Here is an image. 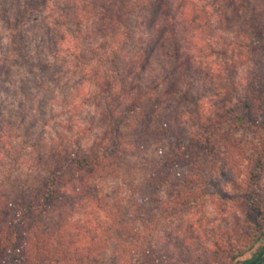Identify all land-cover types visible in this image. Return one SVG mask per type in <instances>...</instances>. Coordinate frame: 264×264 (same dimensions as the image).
<instances>
[{
	"label": "trees",
	"instance_id": "16d2710c",
	"mask_svg": "<svg viewBox=\"0 0 264 264\" xmlns=\"http://www.w3.org/2000/svg\"><path fill=\"white\" fill-rule=\"evenodd\" d=\"M53 1L75 5L72 25L87 45L76 47L73 63L75 70L90 68L75 86L83 91V81L91 83L76 109L94 105L105 144L88 148L60 137L36 157L38 176L0 186V264H211L213 257L194 254L177 234L159 235L156 216L165 210L154 194L176 166H200L216 156L217 137L209 129L230 116L262 136L244 183L230 179L243 191L247 240L229 252L231 264L240 260L264 236V106L259 115L253 111L254 101L264 98V0H0V16L15 35ZM190 79L199 88L181 90ZM68 106L73 112L76 104ZM192 118L200 132L188 131ZM133 120L137 127L126 134ZM5 137L0 133V142ZM145 139L167 140L172 149L153 161L128 205L115 204L102 224L89 212L99 200L96 188L123 163L129 146ZM168 194L177 205L169 215L189 206L181 193ZM242 264H264V249Z\"/></svg>",
	"mask_w": 264,
	"mask_h": 264
},
{
	"label": "rangeland",
	"instance_id": "374dc122",
	"mask_svg": "<svg viewBox=\"0 0 264 264\" xmlns=\"http://www.w3.org/2000/svg\"><path fill=\"white\" fill-rule=\"evenodd\" d=\"M74 6L66 1H53L46 10L29 18L24 29L15 35L10 33L0 16V133L6 135L0 142V186L12 183L18 176L23 181L38 176L42 166L36 157H42L43 148L53 145L54 140H63L60 137H72L88 148L97 149L105 144L94 105L76 109L81 101L86 100L91 83L84 80L83 91L75 86L90 68L75 70L73 63L76 47L82 43L87 45L72 25ZM212 32L214 36L221 33L215 27ZM215 47L220 52L224 50L221 43L215 42ZM246 65L243 61L239 66L240 78L245 77ZM41 66H46L47 70ZM146 76L143 77L147 79ZM147 85L146 81L142 84L143 87ZM198 85L196 79H190L181 85V90L196 91ZM71 102L76 104L73 112H69L73 108L68 106ZM175 105H181V109L185 106L182 103ZM253 105V111L261 114L258 109L264 106V98H257ZM73 113L75 116L71 121L69 118ZM133 121L132 126L125 128L126 134H133L131 129H136L137 122ZM188 126L189 132L202 130L194 118L188 120ZM209 130L217 137L216 156L201 162L200 166L191 163L176 166L170 180L158 187L154 197L162 203L165 211L158 210L156 229L160 236L167 232L177 234L180 240L176 241L184 240L194 254L213 257L211 264H231L229 252L232 246L240 247L246 239V220L240 207L243 191L230 179L244 183L262 136L254 126L234 121L231 116ZM171 149V142L157 139H145L139 141L138 146L136 143L129 146L123 163L118 164L104 180L99 179L102 184L96 188L95 195L99 200L89 204V212L96 211L98 221L104 224L108 211L115 204L128 205L153 161ZM185 178L187 182L183 181ZM261 184L264 195V173ZM169 192L181 193V198L189 206L178 207L172 215L166 213L168 208H177L175 202L169 201ZM83 215L81 212L77 218ZM142 229H148L147 224ZM157 245L164 247L160 242ZM263 249L264 236L234 264L256 257ZM170 250L178 251L176 247Z\"/></svg>",
	"mask_w": 264,
	"mask_h": 264
}]
</instances>
